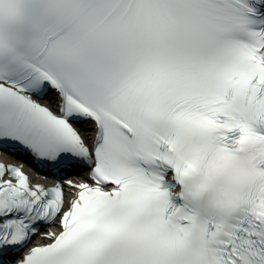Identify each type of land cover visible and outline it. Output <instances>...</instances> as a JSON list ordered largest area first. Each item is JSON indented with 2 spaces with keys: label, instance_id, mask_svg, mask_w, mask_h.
I'll use <instances>...</instances> for the list:
<instances>
[{
  "label": "snow or ice",
  "instance_id": "snow-or-ice-1",
  "mask_svg": "<svg viewBox=\"0 0 264 264\" xmlns=\"http://www.w3.org/2000/svg\"><path fill=\"white\" fill-rule=\"evenodd\" d=\"M0 264H264V0H0Z\"/></svg>",
  "mask_w": 264,
  "mask_h": 264
}]
</instances>
